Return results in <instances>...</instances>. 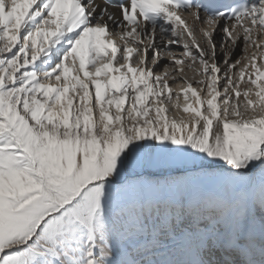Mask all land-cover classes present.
I'll use <instances>...</instances> for the list:
<instances>
[{
  "label": "snow or ice",
  "instance_id": "1",
  "mask_svg": "<svg viewBox=\"0 0 264 264\" xmlns=\"http://www.w3.org/2000/svg\"><path fill=\"white\" fill-rule=\"evenodd\" d=\"M0 264H264V0H0Z\"/></svg>",
  "mask_w": 264,
  "mask_h": 264
},
{
  "label": "rangeland",
  "instance_id": "2",
  "mask_svg": "<svg viewBox=\"0 0 264 264\" xmlns=\"http://www.w3.org/2000/svg\"><path fill=\"white\" fill-rule=\"evenodd\" d=\"M189 75H191V73H189Z\"/></svg>",
  "mask_w": 264,
  "mask_h": 264
}]
</instances>
